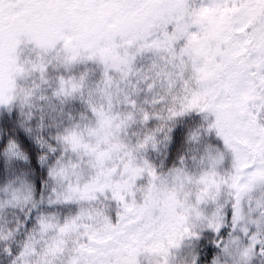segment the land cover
<instances>
[{
	"label": "snow or ice",
	"instance_id": "6c2138e0",
	"mask_svg": "<svg viewBox=\"0 0 264 264\" xmlns=\"http://www.w3.org/2000/svg\"><path fill=\"white\" fill-rule=\"evenodd\" d=\"M0 264H264V0H0Z\"/></svg>",
	"mask_w": 264,
	"mask_h": 264
}]
</instances>
